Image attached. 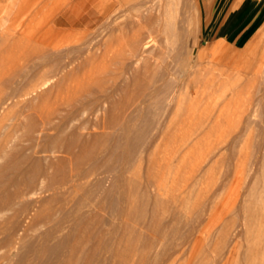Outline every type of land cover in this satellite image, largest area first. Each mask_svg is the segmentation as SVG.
<instances>
[{"label": "rangeland", "instance_id": "374dc122", "mask_svg": "<svg viewBox=\"0 0 264 264\" xmlns=\"http://www.w3.org/2000/svg\"><path fill=\"white\" fill-rule=\"evenodd\" d=\"M42 1L0 0V97L24 91L50 65L58 72L69 58L82 65L61 85L41 89L37 107L0 115V195L17 189L15 172L4 168L7 135L5 154H17L19 177L26 180L41 167L51 175L45 184L53 186L0 209V264H247L230 253L236 242L245 251L264 237V0H171V47L157 34L164 72L146 89L132 71L118 77L122 61H130L135 21H143L141 0H102L95 23L93 5L100 0H85L76 18L65 10L74 0ZM39 3L44 6L34 15ZM62 13L77 25H56ZM80 18H90V27ZM51 26L54 34L42 36ZM24 28L37 31L19 41L14 32ZM43 46L50 52L59 46L63 60L43 59ZM70 46L76 49L68 53ZM24 71L30 72L17 88ZM161 85L169 110L165 105L140 132L154 108V98L143 95ZM82 95L100 99L76 121L87 149L75 148L69 160L67 153L44 150L55 144V130L29 139L26 125L38 114H26L39 107L46 115ZM16 123L26 125L17 129ZM25 205L16 217L24 219L20 239L4 244L2 221ZM68 235L69 244L53 250Z\"/></svg>", "mask_w": 264, "mask_h": 264}, {"label": "bare ground", "instance_id": "6f19581e", "mask_svg": "<svg viewBox=\"0 0 264 264\" xmlns=\"http://www.w3.org/2000/svg\"><path fill=\"white\" fill-rule=\"evenodd\" d=\"M43 1L46 2L47 0H43ZM50 1H52V0H50ZM84 2H85V0H74L65 8V10L67 9V11L71 12V14L74 17H75V15L77 17V15H81V13H78V14H76V13L80 12L81 9L86 6V5L83 6ZM101 3H102V0L98 1L95 5H93L94 6L93 8H95V15H94L93 19H91L92 20L91 22L95 23V20H97L96 22L99 21V18L102 15L103 9H105V8L102 7L103 9L101 11V6H102ZM110 5H112V4H110ZM138 5L140 6V3H138ZM43 6H44L43 4L41 5V3H39L38 4V8L35 9V11L32 12V13H34V15H37L41 11ZM136 6H137V4H136ZM117 7H118V5H117ZM141 7H144V8H141L142 9L141 12H144L143 21H140V20L136 19V21H135L136 22L135 23L136 31H134V35H133L132 39L129 41V43H130V52H131L130 53L131 56L129 57L130 61L127 62V60H126L127 58L125 59L126 61H124V62L122 61V64L120 65V70L118 72V77H120V76L124 77V75H126V73L132 71V74H133L134 78L138 81L139 87L142 88V89H146L147 86L149 85V83H153L155 81H158V79L160 78V76L164 72L161 69L163 67H162V64L159 62V56L157 54L158 48H159V45H158V42H157V34H159V32H163L165 34L164 39H165V41L167 43L166 46H168L170 48L171 46H170V42H169V32L171 30V18L173 17V14H172V11H171V8H172L171 7V0H141ZM65 15L66 14H64V13H62V16L60 14L57 15L56 19H54L55 20L54 22H56V25H58L59 23L62 24L63 27H66L68 25H73V26L77 25L76 23L72 22V19H71L70 22L67 21V20L64 21L63 17ZM69 16H70V13H69ZM136 16H137L136 18H138V19H140L142 17L141 16L139 18L140 15H136ZM174 16H176V14ZM81 18H80L81 25H83L84 27H90L91 22L88 21L90 18H88V19H85V18L81 19ZM155 18H156V23L155 24H157V25L152 24L153 20L155 21ZM122 22H124V21H122ZM176 23L178 24V22H176ZM46 25H48V23H46ZM159 26H160V28H159ZM80 27H82V26H79V28ZM34 30H33V32H34ZM53 30L54 29L52 28V26L48 27V29H45V32H43L42 36L46 35V33L49 34V35L50 34H54ZM35 31H37V30H35ZM33 32L32 33L28 32L29 33L28 34L27 33V28H24V30H22V31L16 30V32H14V36L17 37V39L19 41L26 40V39L29 40L30 39L29 35H30V33L31 34L35 33V32L34 33ZM62 35H64V34H62ZM31 36H33V35H31ZM37 38H38V36H37ZM37 40L38 39H36L35 41H37ZM118 40L122 41L119 38H118ZM112 42L114 43V41L111 40V45H109L110 49H111V46H112ZM44 46H43L42 49H44ZM46 46H45V48H48L49 45L47 47ZM93 46H94V44H93ZM120 47L122 48V46H120ZM72 48L73 47H71V49L68 48V50L66 49L68 51V53L73 52L76 49V48L75 49L74 48L72 49ZM112 48H113V46H112ZM117 48L118 47H116L115 49H117ZM49 49H51V48H49ZM59 49H60L59 46L53 47L52 52L45 51V49H44L42 51L43 53H42L41 57L43 59H45V58L47 59L49 57H55V58L59 59V57H61L63 55V54H61V52H57V51H59ZM121 51H123V50H121ZM116 53H118V51L115 52V54ZM53 54H55V56H53ZM110 55H112V54H110ZM116 55L118 56V54H116ZM105 56H107V55H105ZM112 56H114V55H112ZM124 56H123V59L125 58ZM205 56H206V54H205ZM89 57H90V55H89ZM112 58H114V57H112ZM117 59H119V58H117ZM117 59H115V61ZM33 60H34V58H33ZM62 60H63V58H62ZM53 61H55V60H53ZM55 64H56V62H55ZM33 65L35 66L36 64H33ZM81 65H82V62H79V61L76 62V59H74V58H69V61H67V63L65 65H63V67L59 70V72L56 69H55L56 71L53 70L52 69V65H50L46 70H44L42 72V74H40V76H38L36 79H33L32 81H30V86L28 88H26L24 91H22V92L20 91L19 94H17L18 92L17 93L11 92V93H9L10 95L8 94L6 97H0V115H1V117L2 118L5 117V115L7 113L8 114L10 113V111H11L10 109L14 108L16 106H19V107H27V106H29L31 108L33 107V105L36 106V104H34L35 99L41 97L42 95L44 96V93H45L43 91H42L43 93L39 92L41 89H44L47 86L48 87L51 86V88H53V87L58 86L59 84L61 85V83L63 82L65 77L71 71L76 70V68L80 67ZM30 68H32V66ZM29 72L30 71H24L23 72L24 73L23 76L21 75L22 78H20L17 81H15V82H17V88H22L20 85L26 80V78L28 77ZM18 76H20V74ZM222 84H223L224 87L228 86V85L225 86L224 83H222ZM14 87H16V86H14ZM23 88H25V87H23ZM163 88H164V86L161 85V87H156L153 90H151L149 92H146L143 95L144 98H147V97L148 98H154V101L152 103V106L154 108H153V110H150L151 115H149L146 123H144V125H142L139 128L140 132H145V131L147 132V129H149L151 122L155 120V118L158 116V114L161 112V110L164 109L165 105L168 106L165 109L169 110L170 103L168 101H167V103H165L163 101V99L168 97L169 94H165V91L163 90ZM227 88H229V87H227ZM230 88H232V86ZM17 91H19V89ZM172 99H173V97H172ZM99 100L100 99L97 98V97H91L89 95H85V96L82 95V96H79L78 98L76 97V99L74 101L62 102V103H60L59 106L57 105L55 108L51 107L52 110H50V112H48L46 115H43V114L46 113V111L44 109L39 108V107H38V109H36L37 106L36 107L34 106L35 107L34 108L35 111L32 112V113H28L26 115L28 117H33L35 114H38L37 115L38 118L35 115L33 117V119L35 117L37 118L35 121H32L31 123H28V125L25 124L26 122L23 123L24 125L28 126V128L30 129L29 130L30 134L28 132L29 139L32 140L33 142H35L38 137H40L42 135H45L46 131L48 129L55 130L57 132V134H58V138L55 141V144L52 147L46 148L44 150L45 151H49L51 153H56V152L67 153V155H69V157H68L69 160H72V156L71 155H73V157H74L75 148L81 147L82 149H87L88 148V144H89L88 143L89 140H87L84 137L83 133L81 132L82 124H77L76 121L81 119L82 117H84L86 115H89V114L93 113L95 105H97V104L99 105L100 104ZM170 101H172V100H170ZM48 106H51V105H48ZM44 107H45V105H44ZM137 108L139 109V107H137ZM137 108L135 110H137ZM38 112H41V113L39 114ZM162 115L164 116V114H162ZM20 124L19 125L17 124L18 125L16 127L17 129H19L18 128L19 126L21 128V126L23 125L22 123H20ZM28 128L26 130H28ZM102 137H106V136L101 135V136H99L97 138L99 139V138H102ZM5 138H6L5 142L1 146H3L2 152L4 151L6 153L7 152L6 147H8L9 143L11 142V138L9 136V138H10L9 139L8 135ZM2 141H1V144H2ZM117 142H118V140H117ZM5 153H3V156H5V157L7 156L8 157V160L6 159V161H8V162L4 165L5 166L4 168H5V170L6 169H12L15 172V176L13 177L12 181L14 182V184L17 185V189L14 192L10 191L9 194L6 193V197L8 196L7 199H5L6 198V197H4L5 195L4 196L0 195V209H1V211L10 209L11 203L15 199L26 197V196H31V195L36 194L38 191H42L43 192V191H48V190L53 188L52 183L45 184V181L47 179H50V177H51L50 172H49L48 169H44V168H41V167H36L34 169L33 174L29 178H27L26 180L22 179L18 175L19 174V168H20V161H17L16 158H15V156L18 157L17 154L9 155V154H5ZM48 160H50V157H49ZM26 210H27V205L23 206L19 211H17V213L14 215L13 218H11V219L8 218V220L6 219L5 221H2V222H5L4 223V225H5L4 228L5 229L4 230L7 231L6 238L2 239V240H4L3 241L4 244L12 245L13 243L17 242V240H18L17 238L20 239V237H17V235L20 232V230L23 229V225H22L23 223L22 222L24 221V219L23 220H19L16 217H18L19 215L25 213ZM0 227H2V226L0 225ZM46 234H49V232H47ZM261 235H263V234H261ZM250 236H252V235H250ZM224 239L226 240L227 238L225 237ZM249 239H250V241L252 240L251 238H249ZM33 243H35V242L32 241L31 244H33ZM67 244H69V235L67 237H65V238H63V237L59 238V240H57L55 246L53 247V250H56V251L62 250ZM30 246H31V248L33 247L32 245H30ZM247 246H248L247 249L245 251H242L241 247H239V249H238V243L237 242L234 243L230 255L232 254V256H234L236 254V252H237L238 256H243L246 259V263L247 264H264V237L260 236V234H259L257 239L256 240L254 239V241H252V243L250 245H247ZM46 251H48V248H46ZM229 258L230 257H228V260H229Z\"/></svg>", "mask_w": 264, "mask_h": 264}]
</instances>
